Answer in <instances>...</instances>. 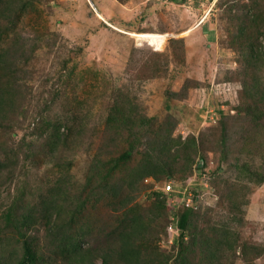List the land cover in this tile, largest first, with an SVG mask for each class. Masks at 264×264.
I'll use <instances>...</instances> for the list:
<instances>
[{
  "label": "rangeland",
  "instance_id": "obj_1",
  "mask_svg": "<svg viewBox=\"0 0 264 264\" xmlns=\"http://www.w3.org/2000/svg\"><path fill=\"white\" fill-rule=\"evenodd\" d=\"M19 6L0 17L3 264L23 256L21 233L35 238L38 256L47 252L43 225L33 217L21 229L16 218L38 214L50 189L66 210L85 204L83 225L93 229L86 245L99 244L100 256L111 257L107 264H123L115 260L114 228L124 215L149 221L134 241L140 264H160L170 249L163 244L166 220L182 210L168 206L167 184L175 194L185 187L197 195L198 230L226 224L239 244L260 250L224 254L223 264H264V119L248 109L256 90H264V0H22ZM255 46L261 62L252 56ZM115 99L133 116L130 125L141 127L135 135L107 125ZM158 141L172 155L170 177H147L129 190L127 173L146 154L161 156ZM131 145V158L118 160ZM242 166L250 179L240 174ZM107 183L121 186L120 196L131 193V203L114 209L119 197ZM171 249L175 256L177 247ZM43 257L63 264L51 253Z\"/></svg>",
  "mask_w": 264,
  "mask_h": 264
},
{
  "label": "trees",
  "instance_id": "obj_2",
  "mask_svg": "<svg viewBox=\"0 0 264 264\" xmlns=\"http://www.w3.org/2000/svg\"><path fill=\"white\" fill-rule=\"evenodd\" d=\"M21 2L22 0H0V17H8L10 12H15L16 8L20 7L19 5ZM21 8H23V6H21L20 9ZM260 51L261 47L259 49L258 46H255L251 51L252 56L257 53V60L259 62H261V58L258 55ZM257 86L259 85L256 81L255 87ZM256 91L257 93L254 98L257 99L256 103H252L248 109H250V115L254 119L259 115L264 119V105H258L260 102L264 104V90L258 88ZM253 102H255V100ZM1 107L0 101V109ZM257 107H259V111ZM260 108L263 109V111ZM132 119L133 116L129 114L124 103L117 99L113 100V105L106 119L107 125H110V128L114 129L116 132H119L121 128H125L135 135V128L140 129L141 127L130 125ZM190 144L194 146L193 141H190ZM158 145H160L161 156L155 158L150 154H146L145 157L127 173L123 182V184L126 183L125 187L134 189L147 177L158 179L160 177H158V175L162 174L166 175V178L170 177L171 168L169 166L171 164L172 155L168 154L169 149L167 147V142H159ZM151 147L152 149L154 148L153 146ZM134 149L135 146L131 145L119 156L120 158L118 160H127L131 158ZM174 157L177 158L178 156L175 154ZM243 166L239 171L242 175L248 172V169ZM109 175L110 174L104 176L108 177ZM249 176H252L251 173L248 174V179H250ZM104 186V188H108L113 192L114 197L117 195L119 197L118 203H116V205L112 204L114 209H123L131 203V193L120 196L121 186L117 187L116 184L108 183ZM54 198L52 189H50L38 207V214L32 215L31 212H29L17 216L16 220L21 229L26 230L31 225L33 217L35 223L43 225L45 231L44 239L48 249L46 253L42 252V254L38 256V245L35 238H30L26 233H23L24 235L21 233L23 238L21 241V250L24 254L16 264H46V259L43 256L50 253L56 260H60L63 264H97L96 259L98 257L102 259L101 264H107V259H111V257L106 253L100 256L98 252L99 244H96L95 248L92 249L88 248V245H86V238L93 232V229L89 227L86 228L83 225L84 220L83 215H81V208L85 206V204L81 202L75 206V210H66L61 204L55 203L57 201H55ZM232 202L234 203V200ZM242 203L246 204V201L242 200ZM157 206L159 208L165 207L164 202H159ZM181 208L182 210L179 216H177L175 212L171 213L169 216L175 217L178 223L180 222L181 229L179 228L178 238L174 241V247H177L176 254L174 256L173 249L164 252L166 256L160 261L162 262L160 264L168 263L170 259H173V264H223V255L225 254L226 257L229 254L235 255L238 249L242 257L248 254L260 255V250H255L253 247L239 244L238 237L230 232L226 224H221V227H218L217 224L210 222L207 229L200 228L198 230L197 220L199 223L201 216L195 214L193 208L184 206ZM170 220L171 219H169L168 222L166 220L164 225L165 228ZM148 226V220L139 219L137 216L127 217L124 215L122 221L114 228V235L117 234V241L120 245L119 250L115 251V260L123 264H140V250L136 247V242L134 240H140V234H143ZM4 260L5 259L0 260V264H3Z\"/></svg>",
  "mask_w": 264,
  "mask_h": 264
},
{
  "label": "built area",
  "instance_id": "obj_3",
  "mask_svg": "<svg viewBox=\"0 0 264 264\" xmlns=\"http://www.w3.org/2000/svg\"><path fill=\"white\" fill-rule=\"evenodd\" d=\"M164 192L168 194L169 201L168 206L171 207L173 210L175 207H189V208H195L197 206V195L193 194L190 190L187 188H183L182 193L175 194V191L172 189L171 184H167L165 186ZM175 208V209H176ZM173 215V214H172ZM170 222L166 226V235L167 238L165 239V242L163 244L170 249H167V251H171V248L174 246V241L178 238L179 235V226H178V220L175 217H170Z\"/></svg>",
  "mask_w": 264,
  "mask_h": 264
},
{
  "label": "bare ground",
  "instance_id": "obj_4",
  "mask_svg": "<svg viewBox=\"0 0 264 264\" xmlns=\"http://www.w3.org/2000/svg\"><path fill=\"white\" fill-rule=\"evenodd\" d=\"M144 37H146L147 39H151V41L152 42H158V39H159V37H157V38H154L153 36H150V35H147V36H145V35H140L139 36V38H144Z\"/></svg>",
  "mask_w": 264,
  "mask_h": 264
}]
</instances>
